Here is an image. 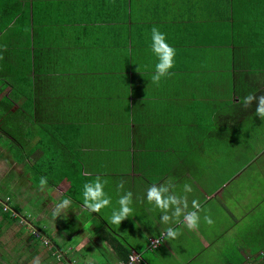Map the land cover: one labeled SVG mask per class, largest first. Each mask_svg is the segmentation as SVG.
<instances>
[{"label": "crops", "instance_id": "crops-1", "mask_svg": "<svg viewBox=\"0 0 264 264\" xmlns=\"http://www.w3.org/2000/svg\"><path fill=\"white\" fill-rule=\"evenodd\" d=\"M262 153L264 0H0V264H262L230 189Z\"/></svg>", "mask_w": 264, "mask_h": 264}, {"label": "rangeland", "instance_id": "rangeland-1", "mask_svg": "<svg viewBox=\"0 0 264 264\" xmlns=\"http://www.w3.org/2000/svg\"><path fill=\"white\" fill-rule=\"evenodd\" d=\"M253 147H254V145H250V148H253ZM192 148L196 149V146L193 144ZM212 149L213 150L216 149L218 153H222L221 161H222L223 165L218 170H221V171L223 170L222 171L223 175H228L230 171H233V170H235V168H238L239 166L243 165V164H241L242 162L245 163V158H244L245 156L240 155V153L245 152L247 154H253V150L245 149V147L243 145H240V143L238 141L234 144H231V145L223 146V144L218 143L217 146H215V145H213V140H208L207 150L211 151ZM208 154L209 153L202 151L203 158H202L201 162H203L204 164L210 163L211 160H212V162H214V159L212 158V156L208 155ZM210 154L215 155V151L211 152ZM218 166H220V165H218ZM34 177L36 180H38V178H39L38 175H34ZM235 178H236V180L230 184V189H231L232 193L238 192L239 195H241V196H244L246 194H250V198H246L245 201L243 199L244 204H248L247 207H249V210L252 212L251 216L248 217V221H250V220H253V222L260 221L258 225H262V223L264 222V200H263L264 155H263V153L260 154V156L258 157V159L256 161L254 160L248 166H246V168L243 169V173H241L240 175H236ZM52 179H54V178L50 177L48 175H45V174L43 175V184L42 185L44 186V188H47V187L51 188L54 185V184L52 185V183H51ZM61 184L57 188H61V186L67 187L66 183H61ZM55 193H57V192H55ZM61 193H62V191L58 192L57 195H62ZM69 193H70L69 191H67L66 193L64 192V196L68 197ZM0 196H5V194L0 195ZM106 205H107V201H106ZM66 211L69 212L70 209H69V211L68 210H66ZM104 211L107 212V207L104 208ZM204 211L207 213L208 217L210 218V219H208L209 223L218 221L215 218H212L210 208L204 207ZM16 216H18V213ZM21 221H24V219L22 217L19 220V222H21ZM88 223H89V225L95 224L96 221L91 220V221H88L87 224ZM61 226H62V223H59V225H55V227L58 229V231L60 229L62 230ZM62 227H65V226H62ZM96 227L100 228L97 225V223H96ZM33 231H34V229H33ZM258 231L261 233L262 227H259ZM36 232H38V230ZM38 233L40 235L42 234L41 232H38ZM87 233H90V230H88ZM62 234H65V232H62ZM96 236H99V235L97 234ZM44 238H46V240H48L49 244L51 243L47 237L42 236L41 239H43L45 243H48V242L45 241ZM69 242H70V240L65 242V244L63 245V250H67ZM100 242H101V244H103V240H100ZM62 243H64V242H62ZM105 248H106V245H105ZM96 258H100L99 255H96ZM66 261H67V259H66Z\"/></svg>", "mask_w": 264, "mask_h": 264}, {"label": "built area", "instance_id": "built-area-1", "mask_svg": "<svg viewBox=\"0 0 264 264\" xmlns=\"http://www.w3.org/2000/svg\"><path fill=\"white\" fill-rule=\"evenodd\" d=\"M9 200H10V197H8V196L7 197L6 196L5 197L2 196V198H0V204L3 206V209L4 210H12V208L10 206V203H9ZM36 231L37 230H34L33 233H35L36 236L40 237L41 235L38 233L40 231H38V232H36ZM161 242H162V239L161 238H158V237L151 239L150 242H149V244H148V249L153 250L154 248H156L157 246H159L161 244ZM262 258H264V255H263ZM141 260H142L141 253H139V252H132L129 255V257H128L127 260H124V261L122 260V261L119 262V264H137ZM68 264H74V262L73 261H70Z\"/></svg>", "mask_w": 264, "mask_h": 264}, {"label": "trees", "instance_id": "trees-1", "mask_svg": "<svg viewBox=\"0 0 264 264\" xmlns=\"http://www.w3.org/2000/svg\"><path fill=\"white\" fill-rule=\"evenodd\" d=\"M9 203H10V200H9ZM11 204V203H10ZM10 213V212H9ZM259 222L260 221H257V222H254V223H252V229H251V234H253V236H255V241L256 242H258L259 243V241L262 243V242H264V223H262V225H258L259 224ZM263 222V221H262ZM259 227H262V232L260 233L259 231H258V228ZM256 245V244H255ZM257 250V249H256ZM258 251V250H257ZM256 251V253H257V255H256V257H258L259 258V260L262 262V264H264V258H262L263 257V255H264V247L259 251V252H257ZM128 257H129V252L124 256V259L125 260H127L128 259Z\"/></svg>", "mask_w": 264, "mask_h": 264}]
</instances>
